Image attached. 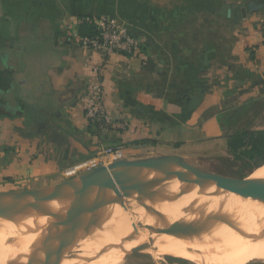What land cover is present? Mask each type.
Here are the masks:
<instances>
[{"label": "crops", "instance_id": "0c3cea01", "mask_svg": "<svg viewBox=\"0 0 264 264\" xmlns=\"http://www.w3.org/2000/svg\"><path fill=\"white\" fill-rule=\"evenodd\" d=\"M263 2L0 0L6 190L64 182L109 147L125 148L127 158L180 156L209 170L230 157L222 119L264 99ZM100 18L129 28L140 54L103 58L81 48V20ZM97 86L109 131L87 118Z\"/></svg>", "mask_w": 264, "mask_h": 264}, {"label": "water", "instance_id": "95a60500", "mask_svg": "<svg viewBox=\"0 0 264 264\" xmlns=\"http://www.w3.org/2000/svg\"><path fill=\"white\" fill-rule=\"evenodd\" d=\"M123 159L86 170L64 182L46 188L0 192V220L5 216L22 219L21 234L24 249L7 264H44L55 224L68 223L104 229L102 211L131 213L143 211L138 220L147 229L150 243L140 245L139 251H157L158 234L154 210L140 199L145 191H152V183L171 185L184 192L190 200L189 224L174 235L187 246L221 236L226 230H235L244 216L254 214L252 226L240 237L254 242L264 230V178H234L215 173L202 165L180 156H148ZM227 194L235 196L232 208L220 220L209 223L202 212L205 197ZM167 203V202H165ZM87 204L92 209L88 211ZM259 229H262L260 232ZM134 233H130V236ZM187 250V247H186ZM171 256L165 254L163 257ZM208 264V260L193 262ZM250 263H261L253 261Z\"/></svg>", "mask_w": 264, "mask_h": 264}, {"label": "bare ground", "instance_id": "6f19581e", "mask_svg": "<svg viewBox=\"0 0 264 264\" xmlns=\"http://www.w3.org/2000/svg\"><path fill=\"white\" fill-rule=\"evenodd\" d=\"M260 170L262 172L256 173L254 177L264 178V166ZM158 186L156 187L152 183V191H145L140 199L141 202H144L149 208L154 210L155 215V228L158 234V245L156 248L158 250L150 251V253L159 256L170 254L172 257L187 259L191 262L208 260V264H247L253 261L264 263V230L254 242L244 241L239 236L241 231L251 228L255 213L244 216L235 230H226L221 236L196 241L187 246L184 242L175 240L174 235L182 232L189 224L188 207L190 200L184 192L173 188L171 185L161 184V188L167 190V193H163L162 190L160 191V187L158 188ZM235 198V196L227 194H216L205 197L202 200V212L205 219L209 223L220 220L230 212ZM87 208L88 211L92 209L89 204H87ZM141 214H143V211L131 213L115 211V214L112 216L109 212L102 211L103 223L106 226L105 232L103 231L104 229L100 228L93 229L88 226L63 223L55 224L53 233L58 236L64 234L83 241L84 243L81 242L83 246L79 244L82 246V251L87 253L86 256L88 258L100 256L92 264H121L123 252L118 249L119 247L116 248L115 246V248L106 249L105 251H101V249L114 242L117 244L125 234L132 233L139 222L138 217ZM22 222L21 218L9 215L0 220V264H7L11 258L23 251V241L19 233ZM261 230L259 229L258 232ZM140 231V237L135 242V245L149 244L150 236L148 235V231H143L142 229ZM78 249L81 250V247H78ZM87 250L89 251L87 252Z\"/></svg>", "mask_w": 264, "mask_h": 264}, {"label": "rangeland", "instance_id": "374dc122", "mask_svg": "<svg viewBox=\"0 0 264 264\" xmlns=\"http://www.w3.org/2000/svg\"><path fill=\"white\" fill-rule=\"evenodd\" d=\"M227 114L230 116H234L233 117L234 118L233 124L227 125V127H228L227 130H228L229 135L234 134L235 132H238V131H242V130H249V131L264 130V99H260V100L251 102L248 105H246V106L244 105L240 108H238V107L234 108V109L230 110ZM106 115H107V119L112 123V120L110 119V116L108 115V113H106ZM102 130L109 131V127H105ZM98 155H100V154L98 153L96 156H93L92 158H90L86 162L95 159ZM128 155L129 154L127 152V156ZM127 159L133 160L132 158H127ZM215 163L216 164L212 163V165L210 166L211 171H213L215 173H221V174H224L226 176H230V177H234V178H240V179L247 178L251 175L254 176L256 173L262 172L260 169H262V167L264 166V162H262V161H258V160L249 161L246 158L238 159L232 154L230 155V157H224L223 159H218V160L216 159ZM69 170H67V171H69ZM66 172H65V175H66ZM80 172H82V171H79L77 173H76V171L71 172V173L67 174L66 175L67 177H65L64 179L67 180L69 178L75 177L78 174H80ZM16 185H18V184H16ZM17 187H23V186H17ZM6 189H8L6 184H4V182L0 181V192L12 191V190H6ZM13 191H18V190H13ZM143 216H145L144 219L148 218V215L145 214L144 212H143ZM141 229L143 231H147V229H145L141 225V223L138 222V224H136V228H134V231H132L134 233V236L133 235L130 236V234H125L123 236V238H121V240H119V242L117 244H116V242H114L113 244L106 245V246H104L105 249L102 248L101 251H105L106 249L108 250V249H111L113 247L115 248V246H116V248L119 247L118 249L123 252L122 258H121L122 259L121 264H195V263H193L187 259H178V258H175L172 256L163 257V256L156 255L154 253L147 252V251H139L137 248L141 244L135 245V242L140 237V234H141L140 230ZM103 231L105 232V230H103ZM72 238L73 237H69V236H66L64 234L59 235V236L54 235L52 237L53 240L51 239V241H50L49 253H48L47 260H46L47 263L52 262L53 264H60V263L61 264H79L80 262H82L80 264H92V262H94L100 258V256H94L95 258L92 256V257L88 258V256H86L87 253L82 251V246H83L84 242L81 240H77L76 238L75 239L74 238L72 239ZM109 239H111V238H109ZM75 242H76V244H75ZM81 242H83V243H81ZM66 243H68V244H66ZM69 243H70V245H69ZM149 243H150V241H149ZM68 245H69V247H68ZM120 246H123V247H120ZM130 246H132V247L129 248ZM78 247H81V250L78 249ZM90 247H92V246H90ZM106 247H108V248H106ZM125 250H126V252H125ZM88 251L89 250H87V252ZM57 262H60V263H57ZM247 264H252V263L249 262ZM253 264H264V263L261 262V263H253Z\"/></svg>", "mask_w": 264, "mask_h": 264}, {"label": "built area", "instance_id": "2783aa9c", "mask_svg": "<svg viewBox=\"0 0 264 264\" xmlns=\"http://www.w3.org/2000/svg\"><path fill=\"white\" fill-rule=\"evenodd\" d=\"M81 22L88 23L97 31L95 35H74L75 41L81 48L97 52L103 58L112 55L134 56L140 54L142 45L140 40L122 23L108 18L86 19ZM94 91L96 97L91 101L86 111L87 118L99 125L101 129L110 128L113 124L107 119L100 86L95 87ZM99 154L95 159L75 167L77 168L76 173L127 158V151L123 147H109Z\"/></svg>", "mask_w": 264, "mask_h": 264}, {"label": "trees", "instance_id": "16d2710c", "mask_svg": "<svg viewBox=\"0 0 264 264\" xmlns=\"http://www.w3.org/2000/svg\"><path fill=\"white\" fill-rule=\"evenodd\" d=\"M80 34L95 35L96 28L88 23H83L80 27ZM233 117L234 116L226 114L222 119V123H225V125L233 124ZM90 122L93 123L92 121ZM93 124L96 125L95 123ZM97 126L99 127V125ZM228 142L230 153L236 158H246L249 161L258 160L264 162V130L238 131L228 136Z\"/></svg>", "mask_w": 264, "mask_h": 264}]
</instances>
